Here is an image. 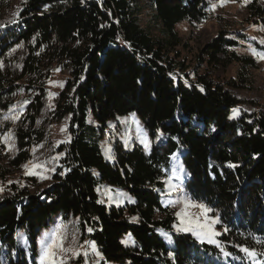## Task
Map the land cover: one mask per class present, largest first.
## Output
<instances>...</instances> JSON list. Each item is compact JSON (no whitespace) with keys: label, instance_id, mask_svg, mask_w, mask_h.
<instances>
[{"label":"trees","instance_id":"16d2710c","mask_svg":"<svg viewBox=\"0 0 264 264\" xmlns=\"http://www.w3.org/2000/svg\"><path fill=\"white\" fill-rule=\"evenodd\" d=\"M210 9L208 0H26L17 22L0 23V108L17 87L29 93L13 165L27 162L42 138L35 126L53 68L68 78L52 119L68 117L72 133L50 187L0 200V264H37L38 237L56 216L77 218L82 239L95 243L105 264H254L237 246L264 252V112L239 108L231 91L251 82L258 60L222 35L206 45L203 61L211 68L236 64L233 81L187 73L181 60L177 27L207 21ZM248 9L264 23L258 0ZM21 43L28 53L15 74L8 55ZM234 109L239 115L230 119ZM133 113L152 139L150 152L116 139L106 161L100 142L110 122ZM173 170L192 200L219 217L218 241L230 257L176 231L165 195ZM4 175L0 170V181ZM105 183L131 200L101 203L97 190ZM126 235L134 246L122 243Z\"/></svg>","mask_w":264,"mask_h":264},{"label":"rangeland","instance_id":"374dc122","mask_svg":"<svg viewBox=\"0 0 264 264\" xmlns=\"http://www.w3.org/2000/svg\"><path fill=\"white\" fill-rule=\"evenodd\" d=\"M252 1L254 0H247V2H245V0H227L226 3L221 5L220 0H208L210 7L212 5H216V7L215 10H212L211 7L210 18L207 21L195 24L183 23L177 27L183 40V45L179 50L181 52V60H183L185 65L189 68L187 73L195 72L204 74L210 72L214 75V78L219 81H233L238 72V66L236 64L227 67L220 66L219 68H211L204 62L207 57L202 51L207 44L220 35L228 40H237V51L241 55L253 56L251 51L248 50L251 43L264 46L259 43L261 39H264V30H262L264 29V23L250 13L248 5ZM24 2H26V0H0V23L15 21L19 16L20 9ZM258 4L264 7V0H258ZM252 37L256 39H252ZM27 53L28 48L25 43H21L10 51L8 59L10 60L13 73L20 74ZM176 72L179 73L178 71ZM67 78L68 74L63 73L60 68L57 67L52 69L51 77L45 84L46 106L37 118L35 126V129L42 132V138L34 143L30 149L29 160L19 167H15L12 161L18 153L17 132L18 129L24 125L23 119L25 117V108L27 104L25 102L29 97V93H27L23 87H17L11 95L4 99L7 105L4 108H0V170L4 172L5 175L4 179L0 181V189H2L0 190V200L4 197L14 195L16 191L22 189H26L32 194L38 193L50 187L53 183V176L62 165V159L65 156L64 149L72 138L68 117L61 121L52 119V111L55 108L58 95L63 89ZM182 78L184 81L188 82L185 76ZM231 91L240 102L239 108L246 112H264V60H258V66L252 71L251 82L249 84L240 88H231ZM5 117H8V119H5ZM16 117H18V119ZM135 119L139 122L143 130L142 133L137 131L136 125L132 122V114L117 116L112 119L108 133L105 134L104 139L100 142V148L106 161H111L113 159V143L116 139H120L127 149H132L133 146L139 145L143 147L146 153L150 152L152 139L143 123L136 115ZM5 136H10L8 143L13 145L11 149L3 142V137ZM145 138L149 142V148L147 149L145 145L141 143V140ZM109 146L111 148V159L106 155ZM38 163L45 164L46 169L54 168L55 171L36 169V171L42 172L45 176L49 177L47 179H41L39 176L27 175L26 172L32 170V166ZM25 165H28V169L25 168ZM172 183L180 185L183 188V192L186 193L184 184L181 180L173 179ZM109 189H111L110 194L108 193ZM165 190V195L170 197V202L178 199L182 195L180 192H170L166 183ZM97 191L100 202L108 206H122L131 200V196L127 190L106 183L100 185ZM120 193L125 195L121 196ZM171 208L174 212H177L180 209V205L176 207L171 206ZM191 211L198 212L199 210L193 208ZM208 215L210 217H217L212 215V212ZM132 220H135V218H132ZM178 223L179 221L177 219L176 225H178ZM78 224L79 221L77 218L72 217L70 219H64L61 216H56L54 221H52L46 229L42 230L38 237L37 264H39L40 239L45 232H49L57 226L62 227L65 236L64 246L66 248L81 251L87 250L88 264H105L104 258L100 259V257L96 256L92 251L91 244L85 243V241H90L88 239H82ZM215 230L218 233H222V230L219 228V223L215 225ZM219 236L216 237L217 240ZM193 237L196 238L194 235ZM133 241L130 235H126L122 238V243L125 246H134L135 242L133 243ZM81 246L83 247L81 248ZM63 255L65 264H85V258L83 256L76 257L71 252L64 253ZM106 264L115 263L107 262Z\"/></svg>","mask_w":264,"mask_h":264},{"label":"snow or ice","instance_id":"6c2138e0","mask_svg":"<svg viewBox=\"0 0 264 264\" xmlns=\"http://www.w3.org/2000/svg\"><path fill=\"white\" fill-rule=\"evenodd\" d=\"M226 2L227 0H220L221 5H223ZM245 2H247V0H245ZM211 7H212V10H215L216 5H212ZM13 22H17V21H13ZM252 39H256V38L252 37ZM259 43L264 45V39H261ZM248 50L251 51L252 55L255 56L257 60H264V51H259L255 47H252L251 45H249ZM201 91H203L202 88H201ZM25 103H28V102L26 101ZM233 112H234V115L230 117V119L236 118L239 115L240 110L234 109ZM16 118L18 119V117ZM5 119H8V117H5ZM132 122L136 125L137 131L142 133L143 130L141 129L139 122L136 121L134 113L132 114ZM9 139H10V136H5L3 137V142L8 145L9 149H11L13 145L8 143ZM141 143L145 145L146 149L149 148V142L146 140V138L142 139ZM110 152H111V148L109 146V148L106 151V155L108 156L109 159L112 158L110 155ZM230 167H235V165H230ZM25 168L28 169V165H25ZM36 169H45L46 171H55L54 168L46 169L45 164L38 163V164H34L32 166V170H28L26 174L33 175V176H39L41 179L49 178L45 176L42 172L36 171ZM181 178L182 177L177 173V171L173 170L171 173V177L166 181V186L168 187L170 192L182 193V195L178 199L170 202L172 207H176L177 205H180L179 211L175 212V216L177 217L179 221L178 225L174 226L176 228V231L191 233L201 243L207 242L209 244H214L216 245L217 248L220 249L221 253L223 254L225 258L230 257L232 253L227 251L225 247L222 245V243L216 239V237L221 234L215 230V225L220 222L219 217H210L208 214L211 213L213 209L209 208L207 205H205L202 202L192 200L189 194L183 192V188L180 185L172 183L173 179L179 180ZM110 192H111V189L108 190L109 194ZM120 195L124 196L125 194L120 193ZM193 208L198 209L199 211L198 212L191 211V209ZM88 231L91 232L92 229L89 228ZM225 231H227L226 228H225ZM164 235L167 236V233H165ZM64 242H65V236L63 234V230L61 226H57L51 231L45 232L39 241V244H40L39 264H65L63 254L68 253V252H71L76 257L83 256L85 258V264H88V261H87L88 251L87 250L81 251V250H73L71 248H66L64 246ZM259 242L260 241H258V243ZM85 243L86 244L90 243L92 251L95 253V255L99 256L100 259H103V256L96 249L94 242L85 241ZM82 247L83 246H81V248ZM237 247H239L240 251L243 252L250 260H252L254 264H264V261H257V257L264 256V252L258 253L256 249L249 248L247 246L238 245Z\"/></svg>","mask_w":264,"mask_h":264}]
</instances>
